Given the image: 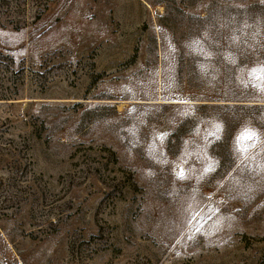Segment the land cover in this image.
<instances>
[{
	"label": "rangeland",
	"instance_id": "1",
	"mask_svg": "<svg viewBox=\"0 0 264 264\" xmlns=\"http://www.w3.org/2000/svg\"><path fill=\"white\" fill-rule=\"evenodd\" d=\"M262 68L264 0H0V264H264Z\"/></svg>",
	"mask_w": 264,
	"mask_h": 264
},
{
	"label": "snow or ice",
	"instance_id": "2",
	"mask_svg": "<svg viewBox=\"0 0 264 264\" xmlns=\"http://www.w3.org/2000/svg\"><path fill=\"white\" fill-rule=\"evenodd\" d=\"M262 76H264V68H262L261 69V75L260 76H258L257 78H261ZM244 138L245 139H252L253 138V134H251V133H246V134H244ZM239 139V138H238ZM206 171H207V169H206ZM183 176V172H182V170H181V177Z\"/></svg>",
	"mask_w": 264,
	"mask_h": 264
}]
</instances>
